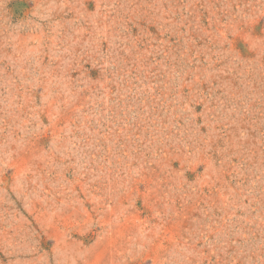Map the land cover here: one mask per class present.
I'll return each mask as SVG.
<instances>
[{"label": "rangeland", "instance_id": "374dc122", "mask_svg": "<svg viewBox=\"0 0 264 264\" xmlns=\"http://www.w3.org/2000/svg\"><path fill=\"white\" fill-rule=\"evenodd\" d=\"M0 264H264V0H0Z\"/></svg>", "mask_w": 264, "mask_h": 264}]
</instances>
